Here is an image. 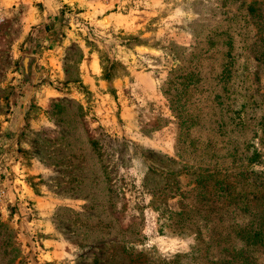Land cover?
<instances>
[{
  "label": "rangeland",
  "instance_id": "1",
  "mask_svg": "<svg viewBox=\"0 0 264 264\" xmlns=\"http://www.w3.org/2000/svg\"><path fill=\"white\" fill-rule=\"evenodd\" d=\"M0 264H264V0H0Z\"/></svg>",
  "mask_w": 264,
  "mask_h": 264
}]
</instances>
